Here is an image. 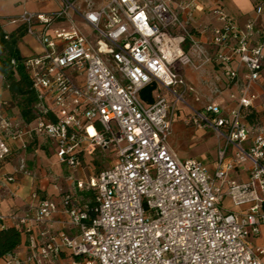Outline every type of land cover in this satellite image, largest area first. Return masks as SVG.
Here are the masks:
<instances>
[{
	"label": "built area",
	"instance_id": "1",
	"mask_svg": "<svg viewBox=\"0 0 264 264\" xmlns=\"http://www.w3.org/2000/svg\"><path fill=\"white\" fill-rule=\"evenodd\" d=\"M60 2L55 11L24 9L1 24L27 25L36 44L24 61L38 93L34 130L56 142L58 161L73 170L69 180L91 198L82 201L77 192H67L60 202L44 199L30 212L12 213L14 226L28 234L31 252L1 259L264 264V245L249 239L264 229V128L259 114L253 123L245 119L259 99L253 86L264 70V25L261 42L253 46L254 21L234 31L230 17L214 8L222 25L214 30L218 48L211 53L167 0ZM255 12L264 15V0L257 1ZM231 35L236 48L220 51ZM185 42L192 52L183 48ZM235 58L247 69L238 105L227 111L213 103L192 106L187 81L173 65L197 70L216 61L232 84L239 77L230 66ZM153 82L161 91L148 104L140 93ZM181 104L190 109L195 128L215 134L213 162L182 158L171 147ZM31 132L0 114V164L11 154L10 142L27 147ZM98 148L116 150L115 162L86 180L77 178L82 157ZM242 170L245 180L236 177ZM59 211L62 220L54 218ZM5 227L0 215V228Z\"/></svg>",
	"mask_w": 264,
	"mask_h": 264
},
{
	"label": "crops",
	"instance_id": "2",
	"mask_svg": "<svg viewBox=\"0 0 264 264\" xmlns=\"http://www.w3.org/2000/svg\"><path fill=\"white\" fill-rule=\"evenodd\" d=\"M167 1L171 7L179 13L181 19L187 22L188 25L190 24V29L196 39L211 53L218 48L215 47L213 43L214 30L222 25V22L212 11L216 7H221L228 17H230L234 31L241 30L249 21H254L255 32L252 36V45L256 46L262 40L264 15H257L255 12V5L258 0ZM8 2L13 3V1ZM48 5L52 6L48 10L27 9L32 11L52 12L60 7L58 4L54 6L49 3ZM2 11L0 7L1 23ZM3 26L7 31H11L15 28L13 25L8 24H4ZM227 42V45L221 47L220 51L232 53L237 46V39L235 36L231 35ZM33 48H36V44L29 36H26L20 43V49L24 56L31 54ZM183 48L188 52H192L188 42L183 43ZM195 60L197 62L199 61L198 58H195ZM173 66L184 75L187 81L188 87L190 88L187 95H194L196 93L195 100L197 102L200 100L197 93H199V91H207V96L215 94L221 98V101L225 100L223 96L229 93L226 103L224 106L221 105L226 111L238 105L247 69L239 64L237 58L230 62V66L237 68L239 71L237 81L232 84L226 82L223 77V65L216 61L207 63L197 70L188 66H183L179 62H176ZM253 89L259 94V99L255 104V110L259 114V124L264 128V70L260 80L254 84ZM0 114L14 126H18L25 130H32L28 138L27 147H22L19 143L11 141V154L0 164V215L4 217V223L7 226L15 225L10 218L12 213L21 215L30 212L33 207L44 199H53L60 202L64 193L67 192H77L82 201L91 198L90 193L76 189L74 183L69 180V175L73 170L68 165L61 164L58 161L56 142L45 134L35 131V121L26 123L21 118L18 107L12 104L11 93L2 75H0ZM173 135L170 138V145L180 156V152L176 150L173 144ZM94 155H96V152L87 153L82 157V167L75 171L77 178L86 180L91 175L98 172L95 166ZM216 157L217 148L215 152L213 154L211 153L205 160L213 162ZM114 162L115 160L112 164ZM12 175L16 177V181L8 180V177ZM236 177L240 180H245L248 178V173L242 170L236 174ZM54 218L62 220L65 218V214L59 211L55 214ZM57 227H61L60 224H58ZM66 229L70 233L75 232V229L71 227H66ZM249 239L253 244L264 245V229L259 236H251ZM30 252L31 248L29 246L28 234L22 233L21 243L17 253L21 258H25ZM68 261L67 258L60 257L53 259L48 264H67ZM0 264L8 263L0 259ZM24 264L36 263L26 262Z\"/></svg>",
	"mask_w": 264,
	"mask_h": 264
},
{
	"label": "trees",
	"instance_id": "3",
	"mask_svg": "<svg viewBox=\"0 0 264 264\" xmlns=\"http://www.w3.org/2000/svg\"><path fill=\"white\" fill-rule=\"evenodd\" d=\"M26 36V24L18 25L11 31H7L0 22V75L4 77L12 96V104L18 107L21 118L26 123H32L37 120L39 115L37 110L38 93L33 86L31 75L25 67V56L20 49V43ZM160 91L159 85L153 82L148 84L140 95L144 102L151 104L156 101V96ZM257 118L256 110L245 111V119L248 122L253 123ZM22 233V230L17 226L0 228V259L17 252Z\"/></svg>",
	"mask_w": 264,
	"mask_h": 264
},
{
	"label": "rangeland",
	"instance_id": "4",
	"mask_svg": "<svg viewBox=\"0 0 264 264\" xmlns=\"http://www.w3.org/2000/svg\"><path fill=\"white\" fill-rule=\"evenodd\" d=\"M0 7L3 10L2 21L7 19H12L16 17L24 9H43L48 10L50 7L48 4L60 6V0H0ZM13 1V3L8 2ZM101 1H95L96 5H99ZM189 29L190 24L188 25ZM191 30V29H190ZM24 40V39H23ZM22 40V41H23ZM25 45V44H24ZM23 45V46H24ZM26 47V45H25ZM35 48H33L34 50ZM182 65V64H181ZM189 67V66H188ZM192 68V67H191ZM194 69V68H193ZM166 93V91H164ZM207 92V91H206ZM205 91L197 93L200 100L197 102L195 100L196 93L194 95H187V101L192 106H202L203 104L213 103L224 106L227 101L229 93L225 94L223 98L225 100L221 101V98L215 94L206 95ZM169 96V95H168ZM171 98V97H170ZM181 109L179 115L176 118L174 125V135L173 144L178 152H180V157H199L206 159L211 153L215 152L217 148V138L212 131L209 130H199L195 128L189 122L190 109L181 104ZM117 158V151L114 149L103 150L98 148L96 155H94L95 166L98 171L108 168L114 160Z\"/></svg>",
	"mask_w": 264,
	"mask_h": 264
}]
</instances>
